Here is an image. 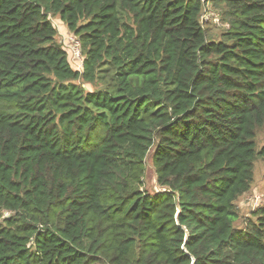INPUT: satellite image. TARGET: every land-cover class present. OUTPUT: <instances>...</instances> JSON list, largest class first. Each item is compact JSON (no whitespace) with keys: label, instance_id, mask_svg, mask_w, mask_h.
Masks as SVG:
<instances>
[{"label":"trees","instance_id":"16d2710c","mask_svg":"<svg viewBox=\"0 0 264 264\" xmlns=\"http://www.w3.org/2000/svg\"><path fill=\"white\" fill-rule=\"evenodd\" d=\"M207 1L0 0V264H264V0Z\"/></svg>","mask_w":264,"mask_h":264},{"label":"rangeland","instance_id":"374dc122","mask_svg":"<svg viewBox=\"0 0 264 264\" xmlns=\"http://www.w3.org/2000/svg\"><path fill=\"white\" fill-rule=\"evenodd\" d=\"M215 1L218 0H209L206 3V11L204 14L205 22H208L209 25V34L215 39H220L221 35L227 31L229 26L223 20V5L216 6ZM219 22H216V20ZM53 25L58 31L57 41L68 51L69 60L72 63L74 69H82L83 56H81L80 51L75 48L73 44V39L76 37L71 33L68 27L63 23L59 17H51ZM77 39V38H76ZM76 54V55H75ZM76 62V63H75ZM258 147H261L264 144V132L260 131L257 138ZM153 155V153H152ZM152 158V156H150ZM150 157L147 159V173L145 177V187L151 192H159L161 188L157 184L156 172L152 161L150 162ZM164 191V190H162ZM264 205V162L257 160L255 162V180L252 186V190L247 193L245 196L240 198L237 202V206L241 212V220L238 222V225H241L246 217H248L253 210L252 207H260Z\"/></svg>","mask_w":264,"mask_h":264},{"label":"built area","instance_id":"2783aa9c","mask_svg":"<svg viewBox=\"0 0 264 264\" xmlns=\"http://www.w3.org/2000/svg\"><path fill=\"white\" fill-rule=\"evenodd\" d=\"M216 22H219V20L217 19ZM72 41H73V44L75 45V48H77L81 53V44H80L79 40L75 38ZM81 56H83L82 53H81ZM82 66H83V63H82Z\"/></svg>","mask_w":264,"mask_h":264}]
</instances>
